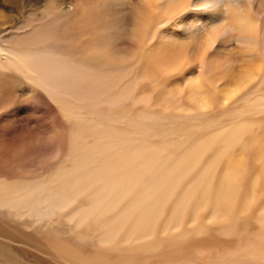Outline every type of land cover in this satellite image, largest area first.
<instances>
[{"label":"bare ground","instance_id":"6f19581e","mask_svg":"<svg viewBox=\"0 0 264 264\" xmlns=\"http://www.w3.org/2000/svg\"><path fill=\"white\" fill-rule=\"evenodd\" d=\"M92 2L98 9L88 24L103 33L90 45L89 38L66 42L60 17L0 38V88L24 83L32 98L44 91L66 139L65 150L52 151L55 160L46 164L40 156L30 168L29 153L40 141L0 117V264H264V235L250 237L234 219L241 206L230 211L238 175L245 166L254 170L231 151L248 146L245 137L255 139L248 125L199 133L193 153L168 159L165 150L143 144L156 117L118 125L128 118L121 104L151 101L137 81L153 71L140 66L143 52L160 71H180L170 75L172 89L159 90L160 121L212 122L211 97L233 102L242 91L252 107L264 108L256 93L264 79V0ZM222 173V193L211 191Z\"/></svg>","mask_w":264,"mask_h":264},{"label":"rangeland","instance_id":"374dc122","mask_svg":"<svg viewBox=\"0 0 264 264\" xmlns=\"http://www.w3.org/2000/svg\"><path fill=\"white\" fill-rule=\"evenodd\" d=\"M255 8L253 4L252 9ZM97 9L98 6L95 5L92 0L88 2L85 0H0V38H8L12 32H15V30L21 27L24 28V32L30 31L33 26L34 30L38 27V30H41L43 25H47V21L60 17L58 21H60L61 27H63L61 36H70L66 42L73 46L74 44H84L82 42L89 38L88 45H90L96 34L103 33V30L92 28V22L91 25H89ZM29 21L30 25H28ZM177 22L178 21H175L174 18L162 27H167V25ZM78 35H82L78 40L79 43H77ZM157 42L154 45H156ZM146 47L148 48V45H146ZM260 47L261 49L264 48L262 45H260ZM83 52L87 54L88 50L84 49ZM95 53L100 54L98 57L103 58L104 52L100 48L95 50ZM152 53L156 55L154 52ZM141 57L140 60H142V62L140 66H149L153 71L140 72L137 76V81L141 83L140 88L143 89V92L151 94V101L149 104L131 103L128 101L121 104L128 118L123 122H119L118 125L121 127H128L130 122L129 117H156L158 121L152 122L155 133L143 138V144L145 146H155L159 148V150H165L163 154L165 159L170 158L174 153L178 156H182L183 153H193L194 146L204 137L198 136L199 133L205 134L214 132L216 127H221V125L225 130L234 124L248 125L252 129L255 139L251 140L245 137V139L249 141L248 146L242 147L243 149L234 147L231 151L236 156L245 155L244 160H235L236 163L247 164L249 160L254 170L251 171L249 167L245 166L244 172L238 175L237 186L233 192L230 211L232 212L236 204L241 206V208L236 211V214L239 215L234 219L246 224L245 228L249 231L250 237L254 238L257 234L260 236L264 235V221L262 220L264 216L259 219L257 218L259 207H264V158H262V154H264V108L258 109L252 107L250 100L242 91L233 102L223 103L221 98L217 96L211 97V101L214 103L212 116L215 115L212 122L192 120L189 118L191 119L189 124V122L186 123L185 120L179 121V117H177L176 120L170 118L166 121H160L163 99L159 96V90L172 89L174 87L172 85L175 78H171L170 75L174 77L179 76L180 71H160V62L150 60L148 53L143 52ZM263 63L264 60L262 64ZM130 76L131 79L135 78L134 73H131ZM162 76L168 77L163 78ZM11 79L8 78L7 83L12 85ZM0 90V117H3L1 120L7 123H14L15 125H21L22 130L25 132L22 130L20 132L26 136L27 140L40 141L33 153H29L27 162L29 163V167H34L32 162L35 163L36 160L40 161V156L42 157L41 161L43 159V162L46 164L50 159L55 160L56 158L52 156L54 152L56 153V151L52 153L54 148H56L55 146H57L58 152L59 149H66V146H64V144L62 145V142L66 141V139L62 136L64 131L58 122L60 118H58L54 112L56 103L52 102L53 100H50L48 95L42 90L41 95L36 94L35 98H32L34 97V93L31 92V87L29 85H24V83L23 85L19 82L14 83L11 90L10 88H0ZM256 93L258 96L264 97V79L259 89L256 90ZM258 96L255 94L252 98L251 95V98L255 100ZM116 104H119V102H116ZM108 110L109 108L106 106L99 108V111ZM170 110L173 112L172 108H166L164 111L169 113ZM83 111L88 113L89 116L97 118V114L92 112L89 108ZM113 111L120 113L121 109L114 108ZM174 113L180 114L181 111L175 110ZM220 137L222 138L223 135ZM219 141L220 140L217 139L216 143ZM204 163L205 161L199 169L204 166ZM196 172L197 171L189 177H186V180L192 179L196 175ZM223 176L222 173L213 180L214 187L211 191L218 190L222 193L220 185L223 181ZM247 207H249L248 210ZM227 218L228 217H218L221 221Z\"/></svg>","mask_w":264,"mask_h":264}]
</instances>
